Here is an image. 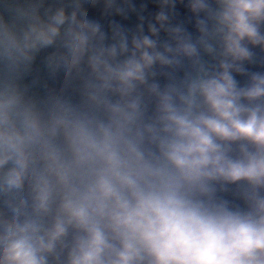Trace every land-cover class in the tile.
I'll use <instances>...</instances> for the list:
<instances>
[{
	"label": "clouds",
	"instance_id": "9594fccd",
	"mask_svg": "<svg viewBox=\"0 0 264 264\" xmlns=\"http://www.w3.org/2000/svg\"><path fill=\"white\" fill-rule=\"evenodd\" d=\"M0 264H264V0H0Z\"/></svg>",
	"mask_w": 264,
	"mask_h": 264
}]
</instances>
